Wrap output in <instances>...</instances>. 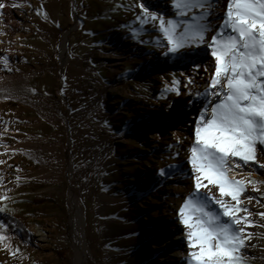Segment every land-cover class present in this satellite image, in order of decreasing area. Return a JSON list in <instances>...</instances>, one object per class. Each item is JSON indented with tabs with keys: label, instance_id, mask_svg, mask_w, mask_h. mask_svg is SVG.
Masks as SVG:
<instances>
[{
	"label": "rangeland",
	"instance_id": "obj_1",
	"mask_svg": "<svg viewBox=\"0 0 264 264\" xmlns=\"http://www.w3.org/2000/svg\"><path fill=\"white\" fill-rule=\"evenodd\" d=\"M228 2L204 10L205 42L172 54L159 18L186 25L200 9L181 17L174 0H0V220L25 228L0 243V264H75L77 253L83 264H188L179 210L196 193V123L219 99L208 45L224 29L233 35ZM7 8L23 13L22 30ZM174 79L179 95L166 91ZM260 148L258 163L229 173L258 182L241 195L255 225L245 228L246 264H264ZM211 195L213 185L200 191L222 216Z\"/></svg>",
	"mask_w": 264,
	"mask_h": 264
},
{
	"label": "snow or ice",
	"instance_id": "obj_2",
	"mask_svg": "<svg viewBox=\"0 0 264 264\" xmlns=\"http://www.w3.org/2000/svg\"><path fill=\"white\" fill-rule=\"evenodd\" d=\"M212 2L174 0L181 17H187L195 9L201 11L186 25L159 18L168 52L176 54L183 48L205 42L209 25L204 21L211 12L204 10L210 8ZM4 7L0 3V9ZM150 19L156 21L158 17L151 15ZM224 27L233 35L220 31L208 45L215 59V73L210 82V88L215 91L210 94L219 99L200 113L195 126V143L190 149L196 193L190 195L179 210L180 223L187 229V244L191 249L188 264H246L242 250L246 239H251V233H246L245 228L255 226L248 219L251 213L241 207V195L248 183L258 190V182L237 180L229 173L241 168V161L244 165L258 163V146H264V0H229ZM171 84L166 91L179 95V81L174 79ZM259 167L264 168V163ZM160 175L167 173L162 170ZM209 185L219 190V198L211 195L205 200L218 204L222 216L229 221L208 210L201 199V189ZM225 197L233 203L226 202ZM5 210L6 207H0V212ZM241 212L247 215L241 216ZM259 215L264 218V213ZM3 228L0 225V243L7 241Z\"/></svg>",
	"mask_w": 264,
	"mask_h": 264
},
{
	"label": "bare ground",
	"instance_id": "obj_3",
	"mask_svg": "<svg viewBox=\"0 0 264 264\" xmlns=\"http://www.w3.org/2000/svg\"><path fill=\"white\" fill-rule=\"evenodd\" d=\"M3 16H6V22L8 25L12 28L13 31H20L24 28V24L22 21L23 13L20 10H12L11 8H7ZM2 17L0 16V22L2 21ZM223 32H227V29H224ZM65 43V42H64ZM6 92L3 90H0V96L5 95ZM80 219H82V214L79 212ZM79 219V220H80ZM81 221V220H80ZM75 226V225H74ZM81 228V237H82V242L83 245L85 246V241H84V231H83V225L80 227ZM40 239H42V234H39ZM86 247V246H85ZM80 249V248H79ZM81 250V249H80ZM78 252V250H77ZM83 255V254H82ZM80 253H77V256L75 257V264H83L82 259H81Z\"/></svg>",
	"mask_w": 264,
	"mask_h": 264
},
{
	"label": "trees",
	"instance_id": "obj_4",
	"mask_svg": "<svg viewBox=\"0 0 264 264\" xmlns=\"http://www.w3.org/2000/svg\"><path fill=\"white\" fill-rule=\"evenodd\" d=\"M41 202L42 201H39V203ZM0 225L4 226L3 231L6 235H14L15 233L13 231L15 229L21 230V232L25 230L24 226L16 219L3 218L0 220Z\"/></svg>",
	"mask_w": 264,
	"mask_h": 264
}]
</instances>
